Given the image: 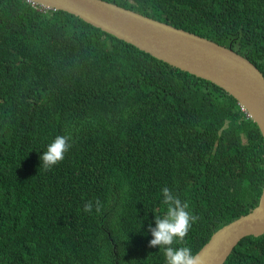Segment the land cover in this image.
<instances>
[{
  "label": "trees",
  "instance_id": "16d2710c",
  "mask_svg": "<svg viewBox=\"0 0 264 264\" xmlns=\"http://www.w3.org/2000/svg\"><path fill=\"white\" fill-rule=\"evenodd\" d=\"M244 55L264 77V0H107ZM57 135L72 148L50 170ZM255 123L215 84L60 9L0 0V264H165L149 225L167 187L195 250L256 204ZM99 199L100 213L83 212ZM221 264H264V230Z\"/></svg>",
  "mask_w": 264,
  "mask_h": 264
},
{
  "label": "water",
  "instance_id": "95a60500",
  "mask_svg": "<svg viewBox=\"0 0 264 264\" xmlns=\"http://www.w3.org/2000/svg\"><path fill=\"white\" fill-rule=\"evenodd\" d=\"M60 9L172 66L208 80L231 95L256 125L264 151V77L228 45L107 0H32ZM264 230V171L256 204L215 228L195 250L200 264H221L245 235Z\"/></svg>",
  "mask_w": 264,
  "mask_h": 264
},
{
  "label": "clouds",
  "instance_id": "9594fccd",
  "mask_svg": "<svg viewBox=\"0 0 264 264\" xmlns=\"http://www.w3.org/2000/svg\"><path fill=\"white\" fill-rule=\"evenodd\" d=\"M71 140L72 137L69 135H57L48 144L47 150L39 157L40 168L50 170L61 163L65 154L72 148ZM162 196V203L166 206V212L162 218L155 216V227L149 225L152 236L149 246L163 250L165 264H200L199 256L194 255L191 248L172 246L183 244L192 226L198 222L199 217L188 211V203L182 202L169 188L162 189ZM93 209L96 213L102 211L103 204L99 199L87 201L83 207V212L91 214Z\"/></svg>",
  "mask_w": 264,
  "mask_h": 264
},
{
  "label": "built area",
  "instance_id": "2783aa9c",
  "mask_svg": "<svg viewBox=\"0 0 264 264\" xmlns=\"http://www.w3.org/2000/svg\"><path fill=\"white\" fill-rule=\"evenodd\" d=\"M25 1H27L32 7H36L38 9L46 8V7L42 6L41 4H38L32 0H25Z\"/></svg>",
  "mask_w": 264,
  "mask_h": 264
}]
</instances>
